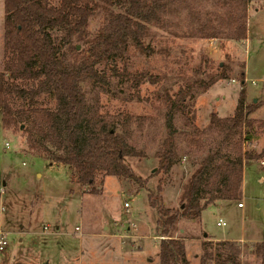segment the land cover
<instances>
[{
    "label": "rangeland",
    "instance_id": "374dc122",
    "mask_svg": "<svg viewBox=\"0 0 264 264\" xmlns=\"http://www.w3.org/2000/svg\"><path fill=\"white\" fill-rule=\"evenodd\" d=\"M209 11L223 13L216 0H198L190 7L175 5L166 15L163 27H150L145 41L152 51L146 54L130 47L127 56L114 64L118 70L150 74L156 78L155 82L146 80L135 88L130 79L116 77L110 70L111 64H102L99 67L102 80H86L82 86L90 103L100 113L114 117L119 130L124 127L118 119L127 115L132 118L125 126L127 141L141 150L144 157H127L126 163L142 178L149 177L155 169V152L166 136L165 115L169 104L163 98L165 93L172 95L191 83L194 96L186 100L183 111L192 116L196 126L205 128L211 113L219 117L232 115L239 91L243 90L245 105L255 107L248 115L255 123L250 129L252 139L245 148L259 156L244 162L238 198L209 203L199 220L181 218L178 226L185 231L177 234L188 237L184 242L190 264L216 263L214 257L204 255V233L213 238L239 240L237 264H259L253 251L256 242L264 240V125L257 123L264 121V0L247 2V38L240 41L222 35L199 37L196 24ZM3 15V0H0V70L8 62L3 46ZM102 23L101 15L93 16L88 25L90 33ZM76 47L79 53L85 49L80 43ZM220 65L224 66L226 78L217 79L203 90L199 83L215 77ZM241 71L243 81H240ZM11 103L19 107L22 100L15 98ZM36 103L54 107L46 94L37 97ZM142 117L145 120L140 122ZM184 117L174 110L177 150L181 157L169 176H164V181L168 178L170 182L163 187L168 190L164 191L163 202L165 199L166 206L175 208L181 186L192 169L190 156L183 157L186 151L182 132L189 129ZM21 129L22 125L4 129L0 111V186L3 188L0 231L7 239V245L0 251V264H159L156 214L148 204L144 188L132 179L106 178L101 173L95 178L96 191L80 186L71 180L67 166L50 164L30 148ZM161 176L160 172L149 179L147 187L154 188ZM124 202L128 203L127 208ZM220 219L225 225L216 224ZM109 222V229L104 230L102 225ZM44 226L48 227L46 231ZM216 242L211 241L214 247Z\"/></svg>",
    "mask_w": 264,
    "mask_h": 264
},
{
    "label": "trees",
    "instance_id": "16d2710c",
    "mask_svg": "<svg viewBox=\"0 0 264 264\" xmlns=\"http://www.w3.org/2000/svg\"><path fill=\"white\" fill-rule=\"evenodd\" d=\"M198 0H3V46L8 62L0 70V111L4 129L22 125L28 146L37 154L68 167L70 178L80 186L96 191L98 174L132 179L147 191L149 206L156 214V235L159 242V264H190L184 236L175 235L181 218L195 220L202 210L218 199L238 198L242 190L243 167L247 159L258 157L245 146L252 137L255 123L249 119L254 105H245L243 90L239 91L237 105L230 116L210 114L205 128H199L183 110L187 99L193 98L192 84L187 83L163 97L169 104L165 115L166 136L155 152L157 165L147 178L136 175L126 163L127 157H144L141 150L127 141L125 126L130 116L118 119L124 128L118 129L114 117L100 113L85 95L82 83L100 81L102 64H111L116 77L130 79L135 88L156 78L143 72L118 70L115 63L124 59L130 47L142 53L151 48L145 39L151 26L166 24V15L175 5L191 6ZM252 0H216L222 10L206 12L197 22L199 37H226L236 41L247 38V2ZM263 1V0H261ZM101 15L102 25L90 33L88 25L95 15ZM55 30V33L52 32ZM221 37V36H220ZM83 44L82 53L76 44ZM224 66L206 83L203 90L217 79L226 78ZM5 72H8V76ZM244 72L240 73L243 81ZM47 95L53 108L37 105V97ZM20 98L14 107L11 101ZM185 115L189 127L183 131L185 156L192 166L180 189L178 206L163 202L164 181L180 161L177 129L173 112ZM144 117L140 118L143 122ZM263 126L264 121H257ZM195 160H193V158ZM161 172L154 188L147 182ZM204 255L215 258V264H237L240 246L237 241H204ZM254 254L264 264V240L256 242Z\"/></svg>",
    "mask_w": 264,
    "mask_h": 264
},
{
    "label": "crops",
    "instance_id": "0c3cea01",
    "mask_svg": "<svg viewBox=\"0 0 264 264\" xmlns=\"http://www.w3.org/2000/svg\"><path fill=\"white\" fill-rule=\"evenodd\" d=\"M50 162V161H49ZM53 163H55V162H50V164H53ZM243 171H244V167H243ZM106 178L108 177V176H105ZM105 178V179H106ZM105 179L102 181V185H103V183H104V181H105ZM3 185H4V183H3ZM101 185V186H102ZM100 189V188H99ZM167 190V188H164V190H163V192H162V196H163V198H164V191H166ZM168 191V190H167ZM101 192H102V187H101ZM164 202H165V199H164ZM125 203V202H124ZM129 206V205H128ZM170 206H172V205H170ZM104 217H108V215L107 214H105L104 213ZM106 223H108L107 221H106ZM113 225V224H112ZM109 227H110V222H109V224H104V225H102V228L104 229V230H108L109 229ZM202 230V229H201ZM96 231V230H95ZM185 230H184V228L183 227H180V226H178V223H177V230L175 231V235H178L177 233L178 232H180V233H183ZM203 231V230H202ZM203 233H204V231H203ZM83 234V233H82ZM91 234V233H90ZM155 236H157L156 235V230H155ZM181 236H183V234H181ZM203 237H205L206 239H204V241L205 240H210V241H214V242H216V241H223V240H229V241H239V240H236V239H233V238H228V237H223V238H221V239H218V238H213V237H211L210 235H208L207 233H204L203 234ZM157 238L160 240V238L161 237H159V236H157ZM188 237L187 236H184V241H185V239H187ZM189 238H192V237H189ZM111 249V248H110ZM158 251H159V249H158ZM187 256H189V254H188V252H187Z\"/></svg>",
    "mask_w": 264,
    "mask_h": 264
},
{
    "label": "built area",
    "instance_id": "2783aa9c",
    "mask_svg": "<svg viewBox=\"0 0 264 264\" xmlns=\"http://www.w3.org/2000/svg\"><path fill=\"white\" fill-rule=\"evenodd\" d=\"M5 146H8L7 142L5 143ZM2 192H3V188L0 186V194ZM238 206H241V203H238ZM124 207H126V208L128 207V203L127 202L124 203ZM216 224L219 225V226H223V225H225V222L220 219V220H218L216 222ZM47 229H48L47 226L43 227L44 231H46ZM78 229L79 228L76 227V230H78ZM6 245H7L6 234L3 231H0V251L3 250Z\"/></svg>",
    "mask_w": 264,
    "mask_h": 264
},
{
    "label": "water",
    "instance_id": "95a60500",
    "mask_svg": "<svg viewBox=\"0 0 264 264\" xmlns=\"http://www.w3.org/2000/svg\"><path fill=\"white\" fill-rule=\"evenodd\" d=\"M152 171H154V169Z\"/></svg>",
    "mask_w": 264,
    "mask_h": 264
}]
</instances>
